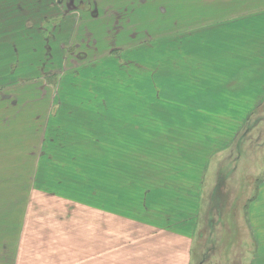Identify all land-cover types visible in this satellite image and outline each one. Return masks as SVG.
<instances>
[{"label": "rangeland", "instance_id": "rangeland-1", "mask_svg": "<svg viewBox=\"0 0 264 264\" xmlns=\"http://www.w3.org/2000/svg\"><path fill=\"white\" fill-rule=\"evenodd\" d=\"M231 5L0 0V95L10 108L17 102L8 129L25 139L24 180L0 178L9 244L34 188L66 198L70 207L55 208L73 226L81 208H107L192 236L184 224L195 217L193 264H218L224 237L256 242L249 211L264 180V10L238 17ZM1 139L0 154L9 146ZM67 235L61 247L78 259L80 234ZM16 248L0 250V264H14ZM230 251L220 264H256L255 250Z\"/></svg>", "mask_w": 264, "mask_h": 264}, {"label": "crops", "instance_id": "crops-1", "mask_svg": "<svg viewBox=\"0 0 264 264\" xmlns=\"http://www.w3.org/2000/svg\"><path fill=\"white\" fill-rule=\"evenodd\" d=\"M226 1L229 3L233 1L230 8L237 10L238 17L253 11L264 10V0ZM4 96L0 95V136L2 137L4 133L8 135L9 146L6 152L0 154V178L14 177L19 180L20 176L23 181L26 175L24 170L25 139L17 131L8 129L10 114L16 117L21 110L17 108V102L12 100L13 107L10 108V96L9 94ZM0 147H3L2 139ZM0 152L3 150L1 149ZM6 158L8 159L7 163ZM2 174L4 175L2 176ZM52 194H56L52 192V189L44 192L40 188H34L28 195L27 199L31 203V207L23 209L22 230L18 234L16 243H10L12 247L16 248L17 246L14 264H193L194 262V234L198 226L195 217L193 222L184 224L192 223V227H188V231L193 233L192 236L186 233V229L177 231L159 227L153 223L132 218L125 211L107 208H81V224L73 226L66 224L68 217L64 219L63 215H58V210L55 208L58 204L62 207H70V204L65 202L67 199ZM60 209L66 211L65 208ZM68 212L70 216L71 209H68ZM40 214H42L41 217ZM32 217H34V222L29 225L28 221ZM44 217H46L47 223L43 220L40 224L34 225L36 219L40 220ZM5 218L7 220L6 215ZM249 218L251 227L254 228L251 232H254L253 236L256 237V242L254 240V244L247 248L242 238L239 237L240 233L236 241H233L232 236H230L232 238L230 242L226 241V237H224L225 253L223 256L217 255L218 264L221 263L222 258L228 261L229 255L232 256L230 250L238 248L245 251L255 250L252 258L254 260L256 258V264H264V180L260 183L259 197L257 200L255 199L254 206L250 207ZM0 220V250H2L4 247H8L11 242L8 239L9 235H5L8 231L3 230V228H9L10 225L4 224L2 219ZM110 221L112 225H108ZM38 226L43 227L41 232L47 233L39 232L40 227ZM124 229L125 231H123ZM74 231L80 234L78 259H73L72 245H65L62 248L60 243L62 240L64 242L66 239L71 240L67 234H72ZM238 244L242 247H236ZM218 247L220 248L219 241L210 244V249ZM76 260H79V263ZM1 264H5V262L1 261ZM198 264H202V262Z\"/></svg>", "mask_w": 264, "mask_h": 264}]
</instances>
